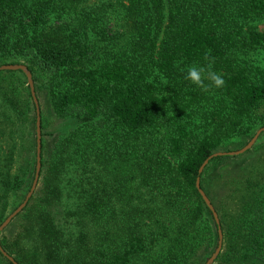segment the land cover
Listing matches in <instances>:
<instances>
[{"label": "trees", "instance_id": "obj_1", "mask_svg": "<svg viewBox=\"0 0 264 264\" xmlns=\"http://www.w3.org/2000/svg\"><path fill=\"white\" fill-rule=\"evenodd\" d=\"M66 1L0 0V65L25 64L37 98L44 78L56 116L80 122L65 135L42 132L38 185L16 233H1L3 249L19 264H197L219 240L197 180L205 191L208 168L224 163L214 264H264L261 145L199 172L229 139L264 127V69L245 58L264 54V0H119L131 36L111 48L86 30L48 26L75 6ZM178 62L211 64L223 78L203 133L187 117L208 97L178 79ZM36 165L27 77L0 71V225L11 199L26 198ZM0 264L13 262L0 251Z\"/></svg>", "mask_w": 264, "mask_h": 264}, {"label": "rangeland", "instance_id": "obj_2", "mask_svg": "<svg viewBox=\"0 0 264 264\" xmlns=\"http://www.w3.org/2000/svg\"><path fill=\"white\" fill-rule=\"evenodd\" d=\"M67 2L66 0H63ZM75 6L71 5L69 10H67L64 15L60 16L59 13L54 12L51 15L50 25L64 31L66 33L74 32L77 35L83 33L86 30L92 38H97L100 40V45L108 46L109 48L113 47V44L118 40H122L125 42L130 38L131 32H129L128 27L124 24L122 18V5L119 0H75ZM103 11V14H100V17L95 21L93 19V15L96 11ZM101 13V12H100ZM85 24L87 26H85ZM85 26V27H84ZM83 27V28H82ZM264 27V22L259 24V28ZM79 33V34H78ZM101 33H105L106 37H103ZM245 58L255 67H260L264 69V54L263 53H251L246 55ZM18 64V63H17ZM187 67H183L181 62L176 64V76L179 80L184 79L185 82L194 86L197 89H201L205 92L208 99L202 101L197 106H195L192 110L188 111L187 121L189 123V129L194 133H203L205 132V127L202 122L201 114L210 110L212 108V104H214L216 98L218 97V87L213 85L209 79H204V84L209 85V87L205 88L200 85L193 84L189 80L185 79V72ZM45 79L41 78L40 87L38 88V100L40 101V110L43 113L45 119V127L41 129L42 132L46 134L47 139L51 137H56L60 135H65L71 131H73L76 127L79 126L80 122L75 118H61L56 116L53 111L49 91L47 86L45 85ZM35 86V82H34ZM36 90V86H35ZM259 128H255L248 136L244 137H235L229 139L224 146L219 151H235L244 147L255 135ZM260 144V154L262 160L264 161V132L259 136L256 144ZM254 147V146H253ZM245 154V153H244ZM243 154V155H244ZM254 154H252L253 156ZM233 159L228 160L229 163L233 162ZM227 165V164H226ZM226 165L219 164L217 166L211 165L208 168V173L205 178V193L211 200L214 208L217 205V201L219 199V195H224L222 188L224 186V177H220L218 175L223 174L227 169ZM229 165V164H228ZM209 166V165H208ZM205 169V168H204ZM22 198L11 199L10 206L8 209L9 215L18 207ZM22 203V202H21ZM19 204V205H18ZM15 208V209H14ZM216 210V208H215ZM217 212V210H216ZM218 214V212H217ZM219 217V215H218ZM220 221V219H219ZM17 223V219L12 221L4 230V236H11L13 233H16L15 226ZM216 250V249H215ZM213 251H208L203 254L200 258L199 263L197 264H205V262L213 255ZM230 264H250V262H238V263H230Z\"/></svg>", "mask_w": 264, "mask_h": 264}, {"label": "water", "instance_id": "obj_3", "mask_svg": "<svg viewBox=\"0 0 264 264\" xmlns=\"http://www.w3.org/2000/svg\"><path fill=\"white\" fill-rule=\"evenodd\" d=\"M0 71H22L26 77H27V81L28 84L30 86L31 89V93L34 99V102L37 106V165H36V172H35V178L32 184V187L30 189V191L28 192V194L26 195V198L23 200V202L2 222V224L0 225V235L3 232V230L23 211V209L27 206L30 198L32 197L34 191L37 188L38 185V181H39V177H40V171H41V116H40V110H39V101L37 98V94H36V90H35V86H34V80H33V75L31 73V71L28 69V67L25 64H4V65H0ZM264 132V127H261L257 130V132L255 133V135L253 136V138L241 149L239 150H235V151H217L215 153H213L209 158H207L204 163L202 164L201 168H200V173L203 172L204 168L209 164L210 160L214 157L217 156H225V155H229V156H239L244 154L245 152H247L248 150H250L255 143L257 142L259 136ZM197 188L201 194V196L203 197L205 203L207 204V206L209 207V209L212 211L215 221L218 225V233H219V240H218V246L215 250V252L213 253V255L205 262V264H214L217 256L219 255L221 249H222V244H223V233L220 227V221H219V217L218 214L211 202V200L209 199V197L206 195V193L204 192V190L201 188L200 186V179L197 180ZM0 251L1 253L11 262H13V264H19L18 262H16L14 260V258L12 256H10L2 247L1 243H0Z\"/></svg>", "mask_w": 264, "mask_h": 264}, {"label": "clouds", "instance_id": "obj_4", "mask_svg": "<svg viewBox=\"0 0 264 264\" xmlns=\"http://www.w3.org/2000/svg\"><path fill=\"white\" fill-rule=\"evenodd\" d=\"M209 79L213 85L220 87L223 84V78L216 72L211 70V64L207 68L203 65H190L185 72V79L189 80L193 84L203 86L205 88L209 85L204 84V79Z\"/></svg>", "mask_w": 264, "mask_h": 264}]
</instances>
